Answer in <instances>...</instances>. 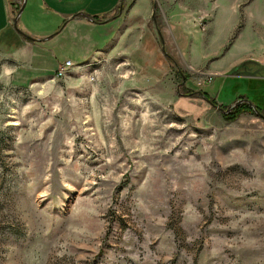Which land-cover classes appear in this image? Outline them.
<instances>
[{
	"label": "rangeland",
	"instance_id": "obj_1",
	"mask_svg": "<svg viewBox=\"0 0 264 264\" xmlns=\"http://www.w3.org/2000/svg\"><path fill=\"white\" fill-rule=\"evenodd\" d=\"M149 8L152 65L116 31L63 78L0 49V264H264V114L219 109L264 107V0Z\"/></svg>",
	"mask_w": 264,
	"mask_h": 264
},
{
	"label": "crops",
	"instance_id": "obj_2",
	"mask_svg": "<svg viewBox=\"0 0 264 264\" xmlns=\"http://www.w3.org/2000/svg\"><path fill=\"white\" fill-rule=\"evenodd\" d=\"M18 3L0 0V49L10 55L12 63L23 65L27 75L53 72L62 63L60 54L69 56L71 50L84 57L96 45L94 31L99 30H106V34L99 36L98 43L116 31L114 42L129 49L128 58L133 64L152 65L159 58L155 31L147 25L151 0H26L15 28ZM141 5L145 12H138Z\"/></svg>",
	"mask_w": 264,
	"mask_h": 264
},
{
	"label": "trees",
	"instance_id": "obj_3",
	"mask_svg": "<svg viewBox=\"0 0 264 264\" xmlns=\"http://www.w3.org/2000/svg\"><path fill=\"white\" fill-rule=\"evenodd\" d=\"M245 66L243 64L236 66L233 70H241L243 69ZM205 94V93H204ZM207 95V94H205ZM208 100H210L212 103H215L213 98L208 96ZM207 100V101H208ZM237 100H247L244 97H238ZM251 105V106H250ZM250 105L247 104H242L234 109H232V111L228 114H224L223 118H225L226 120H233L235 119L240 113L242 112H252L253 109H255L256 111H258L259 113L264 114V107L263 106H256L253 103L250 102ZM221 108H223L224 110L227 109V107L224 106H220ZM253 107V109H252Z\"/></svg>",
	"mask_w": 264,
	"mask_h": 264
},
{
	"label": "built area",
	"instance_id": "obj_4",
	"mask_svg": "<svg viewBox=\"0 0 264 264\" xmlns=\"http://www.w3.org/2000/svg\"><path fill=\"white\" fill-rule=\"evenodd\" d=\"M23 4V0H19V3L16 5V13L19 11V9L21 8ZM73 67V64L69 61L65 62L63 65L59 66L56 71H55V75L57 78H63L68 72L69 70Z\"/></svg>",
	"mask_w": 264,
	"mask_h": 264
},
{
	"label": "water",
	"instance_id": "obj_5",
	"mask_svg": "<svg viewBox=\"0 0 264 264\" xmlns=\"http://www.w3.org/2000/svg\"><path fill=\"white\" fill-rule=\"evenodd\" d=\"M25 4H26V0H23V4H22L21 8L19 9V11L17 12V14H16V16H15V19H14V22H13L15 28H16V23H17V21H18V18L20 17V14L22 13V11H23V9H24ZM25 37H26V36H25ZM243 102H245L246 104L250 105V102H249L248 100H239V101H237V103H236L235 105L230 106V107L227 108V110H225V111H224L222 108H219V109H220L222 112H224V113H229V112L232 111V109H233L234 107H237L239 104H241V103H243ZM250 106H251V105H250ZM216 108H218V107H216ZM252 108H253V107H252Z\"/></svg>",
	"mask_w": 264,
	"mask_h": 264
}]
</instances>
